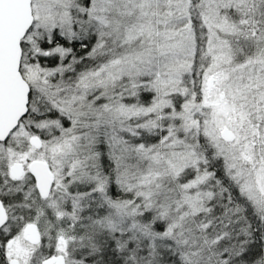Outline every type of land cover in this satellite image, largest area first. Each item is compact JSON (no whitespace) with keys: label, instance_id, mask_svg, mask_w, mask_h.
I'll return each mask as SVG.
<instances>
[{"label":"snow or ice","instance_id":"snow-or-ice-1","mask_svg":"<svg viewBox=\"0 0 264 264\" xmlns=\"http://www.w3.org/2000/svg\"><path fill=\"white\" fill-rule=\"evenodd\" d=\"M0 264H264V0H0Z\"/></svg>","mask_w":264,"mask_h":264}]
</instances>
